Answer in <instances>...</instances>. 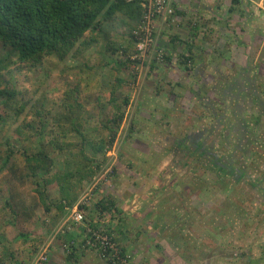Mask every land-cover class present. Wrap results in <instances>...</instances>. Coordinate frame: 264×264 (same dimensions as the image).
I'll return each instance as SVG.
<instances>
[{
  "label": "rangeland",
  "instance_id": "obj_1",
  "mask_svg": "<svg viewBox=\"0 0 264 264\" xmlns=\"http://www.w3.org/2000/svg\"><path fill=\"white\" fill-rule=\"evenodd\" d=\"M141 7V18L101 21L64 61L21 63L0 43V91L16 93L8 105L0 99L1 160L10 154L23 169L22 153L7 144L22 129L30 142L44 141L60 175L73 157L80 163V148L60 152L50 141L80 144L78 124L89 139L116 136L98 156L95 178L82 184L80 224L70 208L52 204L56 184L45 188L49 212L39 208L35 184L19 187L23 203L38 206L30 222L14 218L8 171L0 174L3 264H82L90 255L110 264L85 247L99 232L130 264H264V0ZM116 106L119 126L109 123ZM132 195L128 223L113 230L115 214L101 217L96 204L113 200L122 214Z\"/></svg>",
  "mask_w": 264,
  "mask_h": 264
},
{
  "label": "trees",
  "instance_id": "obj_2",
  "mask_svg": "<svg viewBox=\"0 0 264 264\" xmlns=\"http://www.w3.org/2000/svg\"><path fill=\"white\" fill-rule=\"evenodd\" d=\"M141 3L142 0L132 2L129 0H0V43L9 51V57L15 56L21 63L36 66L46 57H55L64 61L88 32L98 29L101 21H110L118 14L141 18ZM15 96V92L0 91V99L5 105L10 104ZM117 101L118 99L113 96L110 104L116 105ZM119 111L117 107L116 114L109 121L111 125L119 126L123 120V116L118 115ZM81 128L80 124L72 128L82 138L80 144L66 143L57 139L48 143L51 148L60 152L80 148L78 152L80 163L78 164L77 158L73 157L66 171L60 175L53 172L55 161L47 152L43 140L37 144L34 141L30 142L29 136L19 129L17 136L7 142L10 148H17L22 153L25 162L22 169L13 162L10 154L4 161L0 159V174L5 170L8 171L7 182L11 189L7 193L9 199L6 205L11 209L14 218L24 220L25 223L30 222L35 217L38 205L39 208L44 207L46 212H49L51 205L55 204L61 213H65L67 208L76 206L81 197L82 184L94 179L101 164H104L97 161L98 156L112 150L116 140L115 135L109 140L89 139L86 134L83 135ZM108 129L113 130L111 127ZM61 130L62 139H66L67 132ZM43 132L44 130L41 134ZM250 160L248 159V164H251L252 160ZM30 182L35 184V193L38 195V205L32 208L23 203L24 201L20 199L21 194L16 191ZM55 184L59 189L60 197L50 205V195L45 188ZM11 201L14 203L13 206ZM96 208L101 217L105 213L112 215L118 213L115 202L110 199L101 200L96 204ZM68 238L71 246L75 239ZM122 251L126 253L124 249ZM3 262L0 260V264Z\"/></svg>",
  "mask_w": 264,
  "mask_h": 264
},
{
  "label": "built area",
  "instance_id": "obj_3",
  "mask_svg": "<svg viewBox=\"0 0 264 264\" xmlns=\"http://www.w3.org/2000/svg\"><path fill=\"white\" fill-rule=\"evenodd\" d=\"M130 2L135 0H129ZM162 0H158L160 4ZM85 203H79L73 208L67 209L70 213V219L77 224L84 222V212L80 210V207ZM72 246H75L74 243ZM96 250L100 253L101 258L109 261L113 264H130V257L121 251V249L115 243L113 237L106 235L103 236L100 232L94 233L93 237L85 242V247ZM73 248V247H72Z\"/></svg>",
  "mask_w": 264,
  "mask_h": 264
},
{
  "label": "crops",
  "instance_id": "obj_4",
  "mask_svg": "<svg viewBox=\"0 0 264 264\" xmlns=\"http://www.w3.org/2000/svg\"><path fill=\"white\" fill-rule=\"evenodd\" d=\"M132 198H133V195L131 196V198H128V199H126V203H124V201H122L121 203L123 204L122 205V214H117V215H115L114 217H113V221H112V224H111V226L113 227V230L114 229H117V226H118V224L119 223H124L125 221L127 222V219L129 220V213H128V211H127V209H126V206L127 205H129V202L131 203V202H133V203H135L133 200H132ZM233 206H235V205H233ZM188 214V213H187ZM112 219V218H111ZM121 221H123V222H121ZM128 223V222H127ZM118 229H119V227H118ZM117 229V230H118ZM128 229H129V227H126V225L124 224V227H121V229H120V232L122 233V232H124L123 233V235L124 236H126L127 237V234H128ZM75 233H76V236H74V238L76 239V238H79L80 237V235H82V233L81 232H83V227L81 226V227H77L76 228V231H74ZM116 233H117V231H116ZM82 264H99L98 263V261H97V259L95 258V256H93V255H90V256H88V259H87V261H85L84 263H83V261H82Z\"/></svg>",
  "mask_w": 264,
  "mask_h": 264
}]
</instances>
